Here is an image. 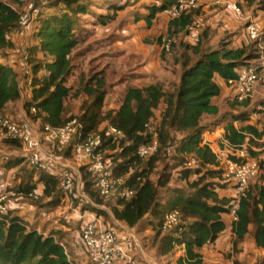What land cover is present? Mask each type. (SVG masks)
Segmentation results:
<instances>
[{"label": "trees", "instance_id": "trees-1", "mask_svg": "<svg viewBox=\"0 0 264 264\" xmlns=\"http://www.w3.org/2000/svg\"><path fill=\"white\" fill-rule=\"evenodd\" d=\"M7 1L20 4L22 0ZM156 1L159 5L147 8L145 17L147 24L157 13L168 10L179 0ZM82 2L83 0H57L50 6L60 4L62 7L60 6L59 11L45 13V9H42L37 17L39 22L32 36L34 44L30 52L33 55L40 54L41 60L30 65L31 98L28 102V106L34 107L36 113L32 115L28 111L27 114L33 122H38L40 127L57 129L72 120V118L65 120L63 114L65 100L70 94V88L66 86L71 72L70 53L78 44V38L73 33L75 17L86 13V7ZM105 4L108 9L112 8L113 14L117 11L115 10L117 6H123L117 5L115 0H107ZM193 12L172 19L169 22V33L171 28H179L181 32L187 33V27L192 23ZM20 16L21 13L10 4L0 3V109L7 103L21 98L19 73L7 62L10 49L13 47L9 35L16 29ZM111 19L112 16L106 15L101 23L104 24ZM175 48L173 45L170 50L175 51L173 59L180 65L181 71L177 84L172 86V91L164 90L159 85L129 87L119 107L115 111L104 113L102 107L105 92L102 79L94 77L88 82L83 91L93 97V101L78 119L79 132L82 138L90 137L99 125L105 122L123 134L124 138L116 144L104 134L100 141L98 140L101 148L119 150L116 158L120 159V162L115 161L113 174L129 175L126 183L134 191L129 200L116 198V203L110 206L115 220L134 228L146 215H151L155 218V226H160L165 214L178 211L182 223L181 231L177 236L170 234L172 237L166 239L161 255H167L174 248L180 249L183 246L185 256L176 259L175 264H201L198 250L212 244L224 230L225 225L221 216L228 213L229 200L220 198L216 192V189L223 187L220 182L222 171L217 157L202 143L200 122L203 115H215L218 112L211 104L212 99L219 95V88L213 80L214 75L225 81L235 80L236 70L243 66L244 62L251 60L253 55L246 53L244 49H228L226 43H221L217 49L204 48L199 41L193 46L183 45L177 52ZM165 53V51L162 53L163 59ZM40 72L42 75H39ZM235 104L246 108L248 101L246 99L235 101ZM261 105L264 106V101ZM160 106L155 131L158 149L152 157L143 162L136 156V151L139 146L149 141L147 127ZM260 110L264 111L263 108ZM248 116L244 112L238 113L225 125L224 139L230 147L240 149L247 136L260 138L254 126L243 125L248 121ZM233 122L241 125L236 128ZM175 135L182 137L176 141ZM169 149H174L181 156L182 163L194 157L198 160L199 167L186 169L181 177L182 181L188 183V189L192 192L185 193L182 189H177L161 203L158 199L159 190L167 181H157L153 184L148 174L159 156L167 153ZM247 158L253 159L248 157V152ZM259 166L263 168V163L259 162ZM80 171L83 192L92 202L101 205L96 200L101 198L93 189V173L87 168H81ZM259 172L255 176L261 175L258 180L248 184L240 197L236 220L231 224L233 250H236L248 234L255 246L264 250V176ZM31 174L35 177L34 181L24 184L25 187L20 186L16 192L24 196L36 194L34 189L37 184H41L42 197L50 199L51 206L57 205L62 196L58 180L47 170L31 168ZM191 174L196 178L189 182ZM94 211L105 215L99 210ZM0 264H74V262L69 258L60 238L51 233L45 235L34 227H28L22 217L8 211L5 215H0ZM233 264L238 263L234 261Z\"/></svg>", "mask_w": 264, "mask_h": 264}, {"label": "rangeland", "instance_id": "rangeland-1", "mask_svg": "<svg viewBox=\"0 0 264 264\" xmlns=\"http://www.w3.org/2000/svg\"><path fill=\"white\" fill-rule=\"evenodd\" d=\"M54 1L47 0L46 5L43 7L45 13H55L59 11L62 6H50ZM8 3L14 9L19 11L21 15H25L36 3L35 0H22L20 4H13L7 0H0V3ZM107 0H83L86 7L85 14H79L75 17L74 35L78 38L77 46L70 53L71 60V72L66 81V86L70 88V94L64 103V114L63 118L68 120L70 118L78 119L82 112L90 105L93 101V97L87 95L83 90L85 85L92 81L93 78H101L104 83V103L102 111H115L124 96L127 88L135 82L134 70L137 66L147 59L152 58L157 46H162V53L165 51V59L162 61L170 64V60L174 58L175 51H171V47H176V52L181 50L179 47L183 45L193 46L197 42H201L204 47L211 48L216 45L218 38L216 34L214 37L208 38L204 33V21L198 18V8L192 13V23L198 25L197 35L198 41L191 43L186 37V33H169L167 32L166 26L168 23L167 16L164 14L156 16L151 20L149 24H146L141 17L146 14V6L151 5L152 0H115L116 4L123 3V6H117L115 10L117 13L113 14L112 8L106 7ZM61 6V7H60ZM57 7V8H55ZM106 15L112 16L111 20H107L104 24L101 23L103 17ZM39 19L25 25L21 29H16L15 33H10L9 38L13 44V56H15V63L13 65L19 72V91L21 98L17 101L7 103L3 108L0 109V116H6L17 119V112L22 108L25 116L32 106H28L31 94L30 88L25 82L26 73L25 66H29L34 63H39L41 55H33L30 49L33 47L32 36L36 31ZM25 31V32H24ZM206 36V37H203ZM16 37V38H15ZM127 37L132 39L131 51L127 53L126 44L128 43ZM135 42L139 43L135 45ZM214 42V43H213ZM36 43V42H35ZM213 43V44H211ZM210 44V45H209ZM252 51H255L251 49ZM25 54V55H23ZM148 54V55H147ZM151 60V59H150ZM252 60V59H251ZM254 65H260V61L253 62ZM171 68V67H170ZM262 69V67H259ZM39 75H42L41 72ZM264 75H260V81L256 84L252 94L246 98L248 101V108L242 109L241 107H234V96L232 99L229 98L226 101V105L222 108L223 113H229V118L233 119L234 114H230L232 110L236 113L245 111L250 115V121L247 122L255 127L260 138L254 136L247 137L246 150L248 157L255 159V161L264 163L263 149H264V106L261 102L264 101ZM139 84V83H138ZM173 83L163 85V88L167 91H172ZM233 89H231L232 91ZM230 96V94H228ZM21 105V106H20ZM233 105V108L231 107ZM20 106V107H19ZM161 106L155 111L153 119L150 121L147 127V133L152 135L156 131L157 123ZM227 115V114H226ZM236 115V114H235ZM228 118V117H227ZM209 119L202 120V124L208 123ZM244 123L243 125L247 124ZM109 124L102 122L97 130L91 134L96 137L99 141L103 131ZM240 126L241 124H238ZM182 135H175L176 141L181 139ZM251 153V154H250ZM22 150L18 143H13L4 140L0 137V190L18 191L20 186L25 187L24 184L34 181V175L31 174V168L27 165L24 158L22 157ZM254 156V157H253ZM248 160V158H244ZM185 163H182L181 156L172 150H168L164 155H160L158 161L153 166V169L149 172V180L155 184L157 181H167L165 186L159 190V202H164L167 197L175 192L177 189H182L183 192H192L188 189V183L182 181L181 177L186 171ZM133 172V170H132ZM192 172V171H190ZM260 173V172H259ZM129 175H125L128 177ZM259 176H261L259 174ZM258 176V177H259ZM255 177L250 181L249 185L258 180ZM196 176L191 174L188 178L189 182H192ZM22 194V193H20ZM38 196V195H37ZM106 209H110V206L116 203V198H101L96 199ZM230 201V199H229ZM9 205L16 204L27 209L25 216L28 227L36 228L43 234L51 233L57 238H61L65 229L71 230L72 226L64 223L59 215L63 212L64 214L70 211H64L65 201L57 208L56 205L51 206V202L42 196L28 197L22 195L8 197ZM71 203L72 208L76 205L79 207L90 208L89 204L82 205L79 201L68 202ZM55 207V208H54ZM14 209V208H12ZM51 210L47 212L48 210ZM10 211V208H9ZM111 214V210L109 211ZM46 213V214H45ZM68 215V214H67ZM106 223H110L109 216L102 215ZM155 218L151 215H146L134 228H129L134 238L139 243V248L142 250L144 258L149 264H175L176 259L184 257L185 253L183 248H174L173 251L167 255H161L164 249L166 239H169L170 234H162L160 232V226L156 225ZM226 225H228V218H225ZM162 223V221H161ZM161 225V224H160ZM114 227V226H110ZM172 235V234H171ZM231 248L229 251L222 253L220 257L224 262L236 261V256L239 253V249L233 250L232 237H231ZM67 251L68 247L65 245ZM252 253V252H251ZM249 252L252 258V264H263V256H253ZM246 264V263H243Z\"/></svg>", "mask_w": 264, "mask_h": 264}, {"label": "built area", "instance_id": "built-area-1", "mask_svg": "<svg viewBox=\"0 0 264 264\" xmlns=\"http://www.w3.org/2000/svg\"><path fill=\"white\" fill-rule=\"evenodd\" d=\"M35 1L36 3L28 13L20 16L16 29H21L36 20L47 3V0ZM223 1L214 0V3L220 4ZM200 2L201 0H179L166 10V13L171 19H174L182 14L195 11ZM232 9L240 14L238 7L232 6ZM16 29L12 33H15ZM197 30L198 25L196 23H191L187 27L186 37L191 43L198 41ZM246 33L249 41L255 43L264 56V33L253 24L246 27ZM259 66L251 64L248 67H243L238 72L236 71L237 78L235 80L226 81L227 85L233 89L235 101H243L252 94L256 84L260 81V75L257 71ZM25 70L27 75L25 82L30 88V67L25 66ZM29 113L35 115V108L31 107ZM79 128L80 124L76 119L70 120L61 128L51 129L47 126L40 127L39 124L34 123L29 118L28 114L24 120H13L6 116H0V137L7 141H16L20 145L22 157L29 167L36 170H47L54 176L58 180L60 193L63 197L82 203L86 196L83 192L80 172L73 168L67 159L59 158L56 154L57 151L70 146L72 157L85 160L93 173V189L100 198L129 200L134 195V191L127 185V177L113 174V169L119 162L116 158L119 150L101 148L98 139L93 136L82 138ZM103 133L115 144L124 138L120 130L110 125L105 127ZM157 149V134L154 132L150 135L147 143L138 147L136 156L145 162L157 152ZM244 154L247 153L233 154L230 156L231 158H226L220 167L222 171L221 182L231 185L233 189L228 206V215L232 222L236 220L240 197L244 194L249 182L259 171L264 172L263 162V168H260L259 163L254 159L243 161L246 158ZM185 167L189 169L198 168V160L194 157L188 158ZM18 195L22 194L15 190L0 191V215H5L9 211L8 197ZM28 197L36 198L37 196L36 194H29ZM181 225L178 211H171L164 215L160 232L177 236L181 231ZM79 236L90 264H129L131 262L117 242L119 237L115 229L102 227L95 221H89L81 226Z\"/></svg>", "mask_w": 264, "mask_h": 264}, {"label": "crops", "instance_id": "crops-1", "mask_svg": "<svg viewBox=\"0 0 264 264\" xmlns=\"http://www.w3.org/2000/svg\"><path fill=\"white\" fill-rule=\"evenodd\" d=\"M152 2L153 3L151 5H147L145 7L146 14L141 17V19L145 23H146L145 17L148 12L147 8L153 5H159V2H157L156 0H152ZM122 4L123 3H119V5ZM232 6L238 7L240 9V14H237L232 9ZM115 13H117V11H115ZM162 14L167 16V19L169 20L166 26L167 32H169L168 31L169 22L172 19L167 15L166 11L157 13L155 17ZM197 15L200 20L202 19L204 21L203 30L206 36L209 39L212 38V36L214 37V34L218 35L217 38L219 37L218 41H214L216 42V45L211 46V48L217 49L220 47L221 43H226L228 49H233V50L244 49L246 53L253 55L252 60L244 62V65L243 66L241 65L239 69L236 70L237 72L243 67H248L253 62L255 63L257 61H260L259 67H262V69H259L258 67L257 71L259 75L261 74L264 75V56L259 50V48L256 46V44L249 41L246 33V27L249 24L255 25L260 31L264 33L263 0H224L223 3L220 4L214 3V0H201L197 11ZM172 32L183 33V31L181 32L179 28H171L170 33ZM127 40L128 43L125 45L126 46L125 51L129 53L132 50L131 49L132 39H130V37H127ZM139 43L135 42V45ZM251 49L255 51H252ZM161 52H162V46H157V49H155L154 53L151 56L152 58H150L151 60L149 59V57H147V59H145V61L141 63L140 66H137L134 69L136 71V73L134 74L135 83L134 84L131 83L129 87L144 88L149 85H159L163 88V85H168L170 82L173 83V85L177 84L179 74L181 71L180 65L178 63H175L174 59L170 60V64H167L166 62L162 61L163 58H161ZM13 55H14L13 49L11 48L10 56L7 58V62L10 65H12V67L16 72H18L15 66L13 65V63H15V56ZM213 80L219 88V95L212 99L211 104L217 108L218 112L215 115H207V114L203 115L200 122V126L202 127L201 136H202V143L206 145L211 150V152L217 157L219 161V165L220 167H222L223 162L226 158H229L233 154L238 155L240 154V152H246L245 148L248 139L246 138L244 145L240 149L237 148L234 149L233 147H230L228 143L225 141L224 127L228 122L232 121L233 119L229 118L228 115L229 113H226L227 115L224 114L222 108L224 107V105H226V101L228 98L230 100H233L231 95L233 90L231 91L232 87L228 86L227 82L220 76L214 75ZM228 94H230V96H228ZM233 101H234L233 102L234 107H239L235 104V100ZM233 105H231L232 108ZM248 106L246 108H248ZM241 108L245 109L244 107ZM243 112L246 113L245 111H242L240 113ZM238 113L232 110L230 114L237 115ZM247 115H249V113H247ZM25 117H26L25 113L20 107V109L17 112V119L24 120ZM248 117H249L248 121L244 123L250 121L251 119L250 115ZM203 118L204 119L206 118L207 120L209 119V122L202 124ZM36 124L39 123L37 122ZM233 124L236 128L239 127L237 125V122H233ZM245 125H251V124L247 123ZM56 154L59 158L67 159L71 164V166L80 172V176H81V171H80L81 168H87V170L90 171V168L87 166L85 160H78L72 157L70 146H67L64 149L57 151ZM245 157H247V154L245 155ZM262 174L264 176V172H262ZM221 184L223 187L216 189V192L220 198L229 200L233 194V189L229 184L223 182H221ZM42 191H43V186L41 184H37L36 188L34 189V192L38 196H42ZM60 197L61 198L59 200V203L55 207L58 208L61 205V203L65 201V208L63 210L64 211L68 210L70 212L67 213L68 215L62 212L61 215L59 216L61 217L64 223L72 226L73 228L72 230L71 227L69 229L66 228L60 240L64 244V247H66L65 245H67L68 251L65 248L66 252L69 254V258L74 262V264H90L82 247L79 236V231L81 226L89 221H95L102 227L113 228L116 230L117 235L119 237L117 242H119L120 247L123 249L128 259L131 260L129 264H149L146 258H144L142 250H140L139 248L140 247L139 243L134 238V236L131 233H129L130 231L129 227H127L125 224L119 221H116L114 215L109 212L110 211L109 208L106 209L105 206L95 204L94 202H92V200L89 198L87 194L85 196V200L82 202V205L85 206V204H89L91 209L86 207L81 208L79 207V205H76L74 208H72L71 206H69L72 204L68 203L69 201L72 202L71 200H69L67 197H63V196ZM48 201H50V199H48ZM9 208H10V212L22 218L25 216L24 212H26L28 209V208L25 209L22 206L16 204L14 205L12 203L9 205ZM94 209L99 210L100 212H103L105 215L109 216L111 224L106 223L105 219L103 218L104 216H102V214L96 213ZM49 211L51 210L49 209L47 212ZM226 217L228 218V225H226V221H225ZM221 219L225 225L224 230L219 234L217 239L212 244L205 245L198 250V253L201 256V261H202L201 264H232V262H228L227 260L224 262L220 258L222 257V253L229 251V249L231 248L230 240H231L232 219L228 214H223L221 216ZM24 220L26 221V219ZM111 225L114 227H110ZM122 237L123 240H121ZM237 248L239 249V253L236 256V262L238 264H243V263L252 264L253 260L250 257L249 252L250 253L252 252L251 255L253 256L264 255V250L257 248L255 246L254 241L249 234L237 246Z\"/></svg>", "mask_w": 264, "mask_h": 264}, {"label": "clouds", "instance_id": "clouds-1", "mask_svg": "<svg viewBox=\"0 0 264 264\" xmlns=\"http://www.w3.org/2000/svg\"><path fill=\"white\" fill-rule=\"evenodd\" d=\"M247 153V152H246ZM231 158V157H230ZM247 158V157H246ZM228 214V213H227Z\"/></svg>", "mask_w": 264, "mask_h": 264}]
</instances>
